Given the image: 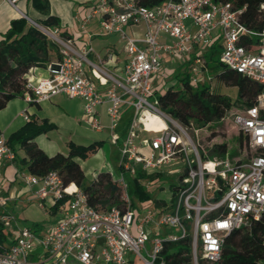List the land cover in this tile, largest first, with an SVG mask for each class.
<instances>
[{"label": "built area", "instance_id": "2783aa9c", "mask_svg": "<svg viewBox=\"0 0 264 264\" xmlns=\"http://www.w3.org/2000/svg\"><path fill=\"white\" fill-rule=\"evenodd\" d=\"M15 6L18 0H7ZM89 14L74 20L84 32L92 18L98 33H86L80 46L57 26L47 27L21 14L27 22L57 45L58 57L47 62L46 76L24 74L20 97L27 104L48 101L57 95L81 101L82 122L101 131L98 108L105 107L109 141L120 159L116 181L123 208L97 209L87 203L86 195L73 183L63 185L56 171L35 176L15 169V179L28 188L30 199L40 208L62 201L56 218L36 231L22 226L0 212V225L8 233V243H0V264H166L163 243L184 238L191 224V258L197 264H223L221 246L225 236L248 227L264 216V89L255 103L232 117L244 138L243 153L223 156L213 152L214 139L201 137V128L184 125L163 112L155 92L163 84L164 56L184 65L190 85L212 80L203 65V54L217 43L219 60L264 87V31L257 33L239 20L243 8L214 0H164L145 6L139 0H91ZM264 11V3L259 6ZM116 34L124 54L122 65L113 69L115 50L101 54L90 44L92 37ZM248 37L254 40L242 44ZM163 38H167L164 40ZM131 115L124 136L116 129L124 111ZM29 120L26 110L19 113ZM150 117L160 120V130L149 128ZM222 121V120H221ZM154 133L143 138L144 133ZM205 142V143H203ZM14 153L0 129V208L10 198L2 191V164L12 165ZM167 172L175 176L173 205L142 207L133 210L127 194L124 173L133 176ZM148 190L157 184L144 179ZM73 185L72 190H68ZM264 264V259L257 261Z\"/></svg>", "mask_w": 264, "mask_h": 264}, {"label": "trees", "instance_id": "16d2710c", "mask_svg": "<svg viewBox=\"0 0 264 264\" xmlns=\"http://www.w3.org/2000/svg\"><path fill=\"white\" fill-rule=\"evenodd\" d=\"M27 1L42 16V18L34 20L36 23L60 28L59 18L50 13L48 0ZM163 1L139 0V3L145 6H153ZM214 1L229 2L237 9L244 7L239 16L240 22L253 32L264 31V11L259 8L264 0ZM61 31L68 36L65 30ZM252 40H254L253 37L246 36L242 44L249 45ZM219 54L220 46L214 43L203 54V65L211 72L212 80L214 79L220 85L235 88L236 97L234 100L207 84L190 85L183 64H179L173 73V77L178 82L177 85L165 87L161 93L155 92V97L163 112L184 125L193 123L196 127L201 128V135L206 133L205 136L208 139H215L214 133L220 126L235 129L236 126L232 122V117L252 106L257 95L264 89L262 85L249 80L244 75L226 68L220 62ZM57 57V45L40 30L29 24L23 17L11 19L9 27L0 39V110L10 100L21 95L25 85L24 74L29 68L44 67L47 62ZM229 118L231 119L229 120ZM229 123L232 125L229 126ZM54 127L55 125L48 122L47 119L43 118L38 121L32 116L7 136V144L14 153L12 166L16 171L25 170L32 175L43 176L54 170L61 177L64 186L70 183L75 184L86 195L89 205L97 209H104L113 205L123 208L119 186L116 181L112 180L109 172L99 173L92 182L87 184L78 163V160H84L95 154L103 141H95L88 145H79L68 141L65 154L57 152L48 155L33 140L38 133ZM242 140L243 135L239 132L236 138L238 148L242 147ZM211 150L219 156H223L229 149L225 142L215 140ZM238 153L236 148L230 151V156H235ZM118 169L120 171L119 167ZM157 176L160 177L161 173L148 175L139 169L133 176H126L127 194L131 204L134 199L140 203L150 200V193L142 186L141 181L144 179L154 180ZM72 189L73 185L68 190ZM66 198L68 197L66 196L62 201L48 207V213L55 215L59 205ZM174 202L175 186L172 187L171 205ZM164 204V202L154 200L155 207ZM189 224L184 222L188 231L184 238L175 242L163 243L162 256L166 259V264H192ZM37 227L38 224L33 222L29 228L39 230ZM3 242L8 243V233L0 225V243ZM260 259H264V216L260 220L252 222L248 227H240L231 231L225 236L221 246V262L223 264H257ZM197 264H206V262L202 258H198Z\"/></svg>", "mask_w": 264, "mask_h": 264}, {"label": "rangeland", "instance_id": "374dc122", "mask_svg": "<svg viewBox=\"0 0 264 264\" xmlns=\"http://www.w3.org/2000/svg\"><path fill=\"white\" fill-rule=\"evenodd\" d=\"M94 20H96V18ZM93 27H95L93 29H96V26ZM90 28L92 29V27L87 26L86 30L88 29L91 31ZM97 33L98 30L95 31V34ZM114 43L118 48H121L117 35H112L110 37L99 35L95 37L94 41H92V45L95 48H99L103 44ZM171 67L173 68V66ZM208 76H211L210 71H208ZM159 82L163 84L157 89L158 93H161L165 87L174 86L178 83L173 77L172 70L165 73L163 72ZM205 84L209 85L211 88H217L220 93L227 95L231 100H234L236 97V90L234 87L220 85L215 82L214 79L208 82L205 81ZM25 108L27 109V115H33L38 120L45 118L48 122L55 125L54 128L40 132L34 137L37 145L48 155H53L57 152L65 154L67 152V142L70 140L79 145H88L99 140L103 141L101 147L95 154L90 155L84 160H78L84 173L85 183L89 184L92 182V180L101 172H110L114 177L119 175L118 162L120 155L116 146L110 143L108 137L105 136V133H95L94 130L89 129L85 124L78 122L81 115L79 99H70L63 95H57L48 101L40 103L38 108L33 104L28 105L19 96L15 97L0 110V124H6L5 126H0V129L6 136L24 123V120L18 116V113ZM230 119L231 118H229V120ZM231 125L232 124L229 123V126ZM205 134L202 133L201 137H204ZM238 134L239 131L236 128L220 126L214 133V141L225 142L229 152L237 148L238 152L244 154V138L242 140V147L238 148L236 143ZM152 136H154V133L150 132L142 135L143 138H150ZM147 174L149 175L152 173L149 172ZM123 175L124 178H126L128 174L124 173ZM157 184L159 187L153 186L147 190L151 196L150 200L147 202L140 203L135 199L132 200L133 210L141 212L142 207L155 206L154 200L164 202L166 205L170 204L172 187L177 184L176 177L167 172H162L160 177L157 176ZM18 186L23 188V185ZM160 187H162V189H160ZM10 197H12V190H10L8 194V198ZM29 198L30 191L27 189L26 191H23L21 196H16L15 199L13 198L12 200L10 199L5 208H0V212L5 210L6 213L11 214L20 225L25 227H30V225L35 222L38 224L37 229L42 230L43 227L52 223L57 216L56 214L52 215L48 213L47 206H45V208H40L37 201L30 200ZM189 225L191 226V224ZM2 244L7 245V242H3ZM134 264L139 263L135 262Z\"/></svg>", "mask_w": 264, "mask_h": 264}, {"label": "crops", "instance_id": "0c3cea01", "mask_svg": "<svg viewBox=\"0 0 264 264\" xmlns=\"http://www.w3.org/2000/svg\"><path fill=\"white\" fill-rule=\"evenodd\" d=\"M48 1L50 4V13L59 18V22H60L59 25H60L61 30H65L67 35L70 36V38L74 40L76 45L80 46L81 44H83L85 42V37H86L85 34L86 33L95 34V31L98 30V21H97V19L94 20L95 18H92L87 24H85L84 32L80 31L79 23L74 20L75 14H77L80 19H84L89 14V12L91 10V7H90L91 0H48ZM21 14L26 15L28 18H30L32 20L42 18V16L31 7L29 1H27V0H18L15 6H12L7 0H0V39L2 38V34L9 27L10 20L14 19V18L22 17ZM87 26L92 27V29L90 28L91 31H89L88 29L86 30ZM93 26H96V29H93V28H95ZM112 35H116V34H112ZM112 35L105 36V37H110ZM95 37H92L91 42H90L91 45H92V41L95 40ZM163 39L167 40V38H163ZM118 42H119V40H118ZM92 47L96 52L101 53V54L105 53L108 50H112V49L115 50L116 58H115V61L113 63H111L112 68L113 69H119L121 67L122 60L124 57V54L122 52V45H121V48H118V46L115 43L114 44H103L99 48H95L93 45H92ZM179 64L180 63L176 58H170L168 56H164L162 73L163 72L164 73L169 72L171 70L174 73V71L178 68ZM171 66H173V68ZM31 74L35 77L46 76V72L44 71V69L42 67L32 68ZM43 102H45V101H43ZM40 103H42V102H40ZM40 103H38V104L32 103V104L39 108ZM32 104H28V105H32ZM24 110H26V112H27L26 108ZM80 112H81V115H80V118L78 119V122L83 123L82 122L81 101H80ZM98 112H99V119L102 122L104 128L101 131H95V133H105V136H107L109 139V130L107 128V119L105 116V107L100 106L98 108ZM19 113H18V116L21 117L19 115ZM130 115H131V109L127 108L122 115L121 123L119 124L118 128L116 129V132L120 136H124V134H125V131L127 128L126 125L129 122ZM32 116L33 115H30L29 117H32ZM36 120H38V119H36ZM25 122L26 121H24V123ZM5 125H6L5 123L0 124V126H5ZM33 141L37 145L35 139ZM99 141H102V140H99ZM66 147H67V145H66ZM39 148H41V147H39ZM1 170H2V174H3L1 193L5 197H8L10 190H12V197H10V199L11 200L13 198L15 199L16 196L17 197L21 196L23 191H26L28 189L27 187H25L23 184L19 183L15 179V177H14L15 176L14 175L15 169L8 162H4L2 164ZM18 185H23L24 189ZM30 200H32V199H30Z\"/></svg>", "mask_w": 264, "mask_h": 264}, {"label": "bare ground", "instance_id": "6f19581e", "mask_svg": "<svg viewBox=\"0 0 264 264\" xmlns=\"http://www.w3.org/2000/svg\"><path fill=\"white\" fill-rule=\"evenodd\" d=\"M150 121L147 123V126L149 128H153L155 130H160V128L163 126L162 122L158 119H154L153 117L149 116Z\"/></svg>", "mask_w": 264, "mask_h": 264}]
</instances>
